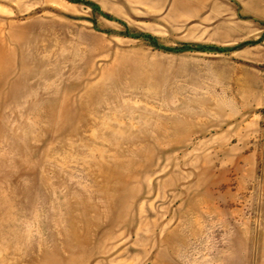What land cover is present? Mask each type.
<instances>
[{
	"label": "rangeland",
	"instance_id": "obj_1",
	"mask_svg": "<svg viewBox=\"0 0 264 264\" xmlns=\"http://www.w3.org/2000/svg\"><path fill=\"white\" fill-rule=\"evenodd\" d=\"M0 264H264V0H0Z\"/></svg>",
	"mask_w": 264,
	"mask_h": 264
}]
</instances>
